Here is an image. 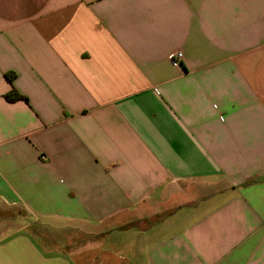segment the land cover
I'll list each match as a JSON object with an SVG mask.
<instances>
[{"label":"crops","instance_id":"obj_1","mask_svg":"<svg viewBox=\"0 0 264 264\" xmlns=\"http://www.w3.org/2000/svg\"><path fill=\"white\" fill-rule=\"evenodd\" d=\"M0 264H264V0H0Z\"/></svg>","mask_w":264,"mask_h":264},{"label":"trees","instance_id":"obj_2","mask_svg":"<svg viewBox=\"0 0 264 264\" xmlns=\"http://www.w3.org/2000/svg\"><path fill=\"white\" fill-rule=\"evenodd\" d=\"M6 79L8 80L9 83L13 84V81L16 77L14 73H8L5 75ZM5 99L8 102H17V101H24L27 104H29V99L22 95L15 87H13L6 95Z\"/></svg>","mask_w":264,"mask_h":264},{"label":"rangeland","instance_id":"obj_3","mask_svg":"<svg viewBox=\"0 0 264 264\" xmlns=\"http://www.w3.org/2000/svg\"><path fill=\"white\" fill-rule=\"evenodd\" d=\"M23 213L20 211V209H12L11 211V215H12V230L11 233H14L16 231V229H19L21 226L25 225V222H28L29 220H27L26 218H24L21 216ZM39 235V232H38Z\"/></svg>","mask_w":264,"mask_h":264},{"label":"built area","instance_id":"obj_4","mask_svg":"<svg viewBox=\"0 0 264 264\" xmlns=\"http://www.w3.org/2000/svg\"><path fill=\"white\" fill-rule=\"evenodd\" d=\"M182 57H183V54H182V52H177L173 57H172V60H173V62H179L181 59H182Z\"/></svg>","mask_w":264,"mask_h":264}]
</instances>
